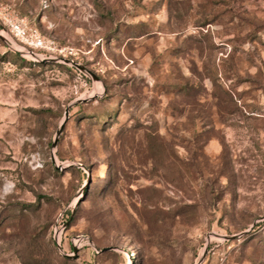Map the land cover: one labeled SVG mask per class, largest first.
Instances as JSON below:
<instances>
[{"label": "rangeland", "instance_id": "1", "mask_svg": "<svg viewBox=\"0 0 264 264\" xmlns=\"http://www.w3.org/2000/svg\"><path fill=\"white\" fill-rule=\"evenodd\" d=\"M14 20L49 49L0 37V264H264V0H0Z\"/></svg>", "mask_w": 264, "mask_h": 264}, {"label": "built area", "instance_id": "2", "mask_svg": "<svg viewBox=\"0 0 264 264\" xmlns=\"http://www.w3.org/2000/svg\"><path fill=\"white\" fill-rule=\"evenodd\" d=\"M10 25L11 36H6L18 45L17 51L20 52L23 57L32 60H43L48 58L49 44L37 30L29 28L26 22L21 20H14ZM14 38H17L19 42H15Z\"/></svg>", "mask_w": 264, "mask_h": 264}, {"label": "water", "instance_id": "3", "mask_svg": "<svg viewBox=\"0 0 264 264\" xmlns=\"http://www.w3.org/2000/svg\"><path fill=\"white\" fill-rule=\"evenodd\" d=\"M0 37L2 38V40H3L8 46H10V47H12L13 49L17 50L18 45H17L16 43L12 42V41H11L6 35L0 33ZM45 60H48V58L43 59V60H39V61H45ZM67 61H69V60H67ZM72 64H73L74 66H76L77 68H79L80 70H86L84 66L78 64L77 62L72 61ZM92 75H93L94 79H97V78H98L95 74H92ZM84 100H85V99H84ZM80 102H82V100L77 101V103H80ZM67 118H68V111H67V114H66V119H67ZM66 119L62 122L61 127H60V130H59V133L61 132L62 128L64 127V124H65ZM54 144H56V142H55ZM56 241H57V243H58V247H59L60 250H61V245H60V243H59V241H58V238H56ZM109 249H111V247H105L103 250H109ZM61 251H62V250H61ZM74 251H75V252L78 251V247H77V246L74 247ZM67 255H68V254H67Z\"/></svg>", "mask_w": 264, "mask_h": 264}, {"label": "trees", "instance_id": "4", "mask_svg": "<svg viewBox=\"0 0 264 264\" xmlns=\"http://www.w3.org/2000/svg\"><path fill=\"white\" fill-rule=\"evenodd\" d=\"M14 53L17 55V56H19L21 59H23L26 63H29V64H36V63H39V64H42V63H40V61L39 60H31V59H27V58H25V57H23L19 52H16V51H14ZM66 220L65 221H68V220H70V219H72V214L70 213V212H67L66 213ZM97 254V253H96Z\"/></svg>", "mask_w": 264, "mask_h": 264}]
</instances>
